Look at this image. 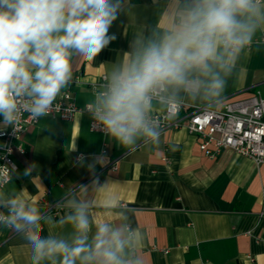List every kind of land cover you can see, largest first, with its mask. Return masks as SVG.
I'll use <instances>...</instances> for the list:
<instances>
[{"label": "clouds", "instance_id": "9594fccd", "mask_svg": "<svg viewBox=\"0 0 264 264\" xmlns=\"http://www.w3.org/2000/svg\"><path fill=\"white\" fill-rule=\"evenodd\" d=\"M124 3L0 0L4 125L16 127L25 112L34 121L50 113L73 81L74 58L94 61L116 39L109 28ZM260 31L264 0H166L149 33H138L130 51L111 64L86 109L123 148L141 140L158 144L161 127L154 112L172 116L185 103L218 104L241 53ZM34 169L29 166L24 175ZM110 185L94 180L90 187L72 189L55 204L62 212L58 218L24 191L0 188V228L22 236L31 248V264H144L143 234ZM95 209L103 219L94 217ZM44 225L70 231L44 235Z\"/></svg>", "mask_w": 264, "mask_h": 264}, {"label": "crops", "instance_id": "0c3cea01", "mask_svg": "<svg viewBox=\"0 0 264 264\" xmlns=\"http://www.w3.org/2000/svg\"><path fill=\"white\" fill-rule=\"evenodd\" d=\"M165 3L125 0L109 28L116 39L94 61L74 58L73 81L62 94L69 92L80 107L89 103L92 83L130 51L138 33H149ZM262 36L264 31L257 32L241 53L220 102L212 107L256 91L264 96ZM196 106L204 105L183 107L187 111ZM89 122L86 112L70 120L42 116L21 136L25 152H13L18 169L5 190L15 188L36 202L52 204L81 185L107 182L109 192L131 210L132 226L143 234L144 264H264V163L231 149L206 155L198 137L184 128L161 131L158 144L141 140L131 149L123 148L106 133L91 131ZM8 126L0 116V127ZM98 158L102 163H96ZM115 161L117 169L112 170ZM31 165L35 169L25 176ZM39 206L45 212L44 204ZM93 215L104 218L99 209ZM50 231L67 234L70 229L44 225L43 234ZM30 257L31 248L22 236L0 228V264H31Z\"/></svg>", "mask_w": 264, "mask_h": 264}, {"label": "built area", "instance_id": "2783aa9c", "mask_svg": "<svg viewBox=\"0 0 264 264\" xmlns=\"http://www.w3.org/2000/svg\"><path fill=\"white\" fill-rule=\"evenodd\" d=\"M260 40L264 41V36ZM104 76L105 74L100 75L92 83L93 92ZM86 105L87 103L82 107L78 106L70 93L64 92L54 101L47 117L70 120L75 114L86 112L90 116L89 129L105 133L102 127L96 124ZM183 106L173 109L172 116L159 109L154 112V116L160 122L161 131L184 128L198 137L200 150L211 157L223 149H231L241 156L251 158L256 164L264 163V96L259 91L248 98L227 101L217 108L204 105L184 111ZM40 118L34 121L25 112L16 127L14 125L0 127V175L5 181L4 184H0V188L5 189L9 183V173L12 179L18 169L13 152L15 150L25 152L20 142L22 134L30 126L36 125ZM111 169H117L116 161L111 165ZM41 203L45 206V212H50L53 216L60 214L61 210L55 207L56 202L52 204L38 202Z\"/></svg>", "mask_w": 264, "mask_h": 264}]
</instances>
